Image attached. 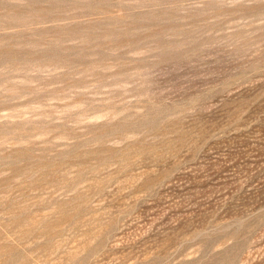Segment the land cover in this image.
I'll list each match as a JSON object with an SVG mask.
<instances>
[{
    "label": "rangeland",
    "instance_id": "rangeland-1",
    "mask_svg": "<svg viewBox=\"0 0 264 264\" xmlns=\"http://www.w3.org/2000/svg\"><path fill=\"white\" fill-rule=\"evenodd\" d=\"M0 264H264V0H0Z\"/></svg>",
    "mask_w": 264,
    "mask_h": 264
}]
</instances>
